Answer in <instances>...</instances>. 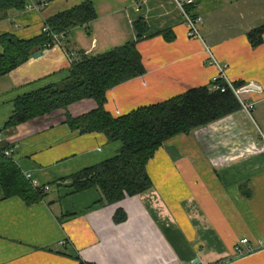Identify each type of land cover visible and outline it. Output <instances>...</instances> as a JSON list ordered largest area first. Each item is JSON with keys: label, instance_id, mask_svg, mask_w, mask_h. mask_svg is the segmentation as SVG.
<instances>
[{"label": "crops", "instance_id": "1", "mask_svg": "<svg viewBox=\"0 0 264 264\" xmlns=\"http://www.w3.org/2000/svg\"><path fill=\"white\" fill-rule=\"evenodd\" d=\"M89 1L95 18L67 32L62 46L69 51L102 54L135 41L138 21L146 27L136 44L145 73L106 93L110 115L208 86L217 75L208 51L231 82L258 88L244 95L253 110L240 107L164 142L146 167L150 189L107 205L94 188L74 193L68 177L114 156L118 142L71 131L62 112L2 133L18 97L60 81L70 67L55 47L30 58L0 77V135L22 174L49 189L27 205L0 186V264H264V36L257 48L247 38L264 25V0H194L201 40L187 36L172 0ZM83 2L54 0L41 13H11L0 35L35 37L42 21ZM167 31L169 41L155 35ZM93 107L84 101L69 113ZM242 239L247 244L236 252Z\"/></svg>", "mask_w": 264, "mask_h": 264}, {"label": "trees", "instance_id": "2", "mask_svg": "<svg viewBox=\"0 0 264 264\" xmlns=\"http://www.w3.org/2000/svg\"><path fill=\"white\" fill-rule=\"evenodd\" d=\"M32 1L40 4L45 0ZM27 2L0 0V21L7 19L11 13L23 11ZM191 7H185L186 13L191 17L197 16L191 12ZM94 18L92 4L84 0L78 7L47 18L45 23L52 34L64 35L61 43L65 45L69 30L83 26ZM135 30L137 39L120 48L91 56L77 53L63 79L27 92L15 100L14 115L2 129V133L7 134L37 118L62 112L64 124L71 131L82 135L99 133L109 142H118L120 146L114 156L68 177L74 193L94 188L98 191L100 202L107 205L118 203L125 197L138 196L150 189L151 181L146 167L164 142L180 134H189L241 107L229 89L223 93L212 92L210 87L214 82H211L208 86L192 88L166 101L138 108L125 115H110L104 107L106 93L145 73L136 44L143 39L146 27L142 21H138ZM169 33L155 35H162L169 41L172 39ZM263 36L264 25L248 32L250 46L259 47ZM53 44L52 36L42 33L29 39L0 35V77L22 66L36 53L52 48ZM216 83L225 86L222 80ZM233 85L236 88L244 86L241 82ZM84 101H90L94 107L77 116L69 113L72 105ZM8 148L11 147L2 140L0 186L4 196H17L27 205L37 203L43 191L32 188L18 166L4 157L3 152ZM119 220L116 218V221ZM78 264L84 263L79 261Z\"/></svg>", "mask_w": 264, "mask_h": 264}, {"label": "built area", "instance_id": "3", "mask_svg": "<svg viewBox=\"0 0 264 264\" xmlns=\"http://www.w3.org/2000/svg\"><path fill=\"white\" fill-rule=\"evenodd\" d=\"M172 1L175 4V6L178 8V10L180 11V13L184 19V23H185L186 28H187V36L189 38L201 40V36H200V32H199V26L202 22L201 16L197 15L195 17H191L185 11V7L187 5H192L194 0H172ZM49 4H50V0H45L40 4H36L32 0H28V2L26 3V5L24 7L23 12L24 13H41L44 9H46L48 7ZM45 21L46 20H44V22L42 21V23H41L40 33L47 34L48 36H52L53 42H54L52 47L53 48L54 47L60 48L61 44H62L61 42L64 40V35L63 34H59V35L52 34L50 29L46 25ZM46 50H48V49H46ZM208 56H209L208 59L210 60V64L217 68V75L212 80V83L213 82L214 83L210 87L211 91L212 92H218L219 91V92L223 93L226 91V89H229L233 93V95L236 97L238 102L240 103L241 108L248 115H250L251 111L253 110L254 105H253V103H249V102L245 101V99H244V95L248 91H244V90H242V88L234 87L233 82H231L229 80L228 76L226 75V66L218 64L215 61V59L213 58V56L210 54L209 51H208ZM76 57L77 56H75L74 54L69 53V55L67 56L68 63L71 64L72 60ZM219 80H222L225 83V86H221L220 84L216 83ZM117 114H118V112H117ZM261 137L264 140V136L262 135ZM1 141H2V136L0 135V142ZM3 155L5 158H7V159H9L15 163V161L13 159V149L12 148L6 149L3 152ZM23 176L29 182L31 187L34 188L35 190L39 189V190L44 192V191H47L49 189L48 186L40 187V184L38 183V181L36 179L33 178V175L30 172H24ZM246 244H247L246 239L240 240L236 245L235 251L240 252V247L243 245H246ZM240 254H242V253H240Z\"/></svg>", "mask_w": 264, "mask_h": 264}, {"label": "water", "instance_id": "4", "mask_svg": "<svg viewBox=\"0 0 264 264\" xmlns=\"http://www.w3.org/2000/svg\"><path fill=\"white\" fill-rule=\"evenodd\" d=\"M41 56V52H38V53H36L34 56H33V58H38V57H40ZM258 88L255 86V85H252V84H248V85H246V86H244V87H242V90H244V91H249V90H257ZM196 262V261H195Z\"/></svg>", "mask_w": 264, "mask_h": 264}, {"label": "rangeland", "instance_id": "5", "mask_svg": "<svg viewBox=\"0 0 264 264\" xmlns=\"http://www.w3.org/2000/svg\"><path fill=\"white\" fill-rule=\"evenodd\" d=\"M53 48V47H52ZM52 48H50V49H52ZM60 51H62L63 52V55L65 56V58H66V60H67V56L69 55V53L70 54H74L75 56H77V52H74V51H69V50H67V49H65L63 46H62V44H61V47L60 48H58ZM49 50V49H48ZM69 52V53H68ZM75 59V58H74ZM70 66V65H69Z\"/></svg>", "mask_w": 264, "mask_h": 264}]
</instances>
